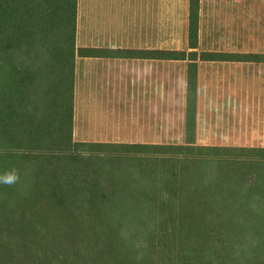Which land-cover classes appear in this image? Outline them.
I'll list each match as a JSON object with an SVG mask.
<instances>
[{
    "label": "trees",
    "instance_id": "trees-1",
    "mask_svg": "<svg viewBox=\"0 0 264 264\" xmlns=\"http://www.w3.org/2000/svg\"><path fill=\"white\" fill-rule=\"evenodd\" d=\"M75 27L76 0H0V264H264L263 149L73 141Z\"/></svg>",
    "mask_w": 264,
    "mask_h": 264
},
{
    "label": "crops",
    "instance_id": "crops-1",
    "mask_svg": "<svg viewBox=\"0 0 264 264\" xmlns=\"http://www.w3.org/2000/svg\"><path fill=\"white\" fill-rule=\"evenodd\" d=\"M189 12L190 0H76L74 142L264 150V0H199L196 49Z\"/></svg>",
    "mask_w": 264,
    "mask_h": 264
},
{
    "label": "clouds",
    "instance_id": "clouds-1",
    "mask_svg": "<svg viewBox=\"0 0 264 264\" xmlns=\"http://www.w3.org/2000/svg\"><path fill=\"white\" fill-rule=\"evenodd\" d=\"M18 179V174L15 169H10L0 174V184L11 186Z\"/></svg>",
    "mask_w": 264,
    "mask_h": 264
},
{
    "label": "rangeland",
    "instance_id": "rangeland-1",
    "mask_svg": "<svg viewBox=\"0 0 264 264\" xmlns=\"http://www.w3.org/2000/svg\"><path fill=\"white\" fill-rule=\"evenodd\" d=\"M44 62H46V60H45ZM73 141H74V140H73Z\"/></svg>",
    "mask_w": 264,
    "mask_h": 264
}]
</instances>
